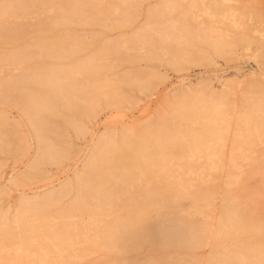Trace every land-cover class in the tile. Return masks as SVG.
I'll return each mask as SVG.
<instances>
[{
  "label": "bare ground",
  "instance_id": "6f19581e",
  "mask_svg": "<svg viewBox=\"0 0 264 264\" xmlns=\"http://www.w3.org/2000/svg\"><path fill=\"white\" fill-rule=\"evenodd\" d=\"M120 2L125 5L126 0ZM16 3L19 5V0H11L10 7L0 6V25L31 20L32 15L35 17L31 8L29 11L25 8L23 15L15 13L12 5ZM34 7L37 15H47L46 19L56 10L42 5ZM113 10L116 12L118 9ZM77 13L60 14L54 20L73 22ZM149 14L155 13L151 11ZM77 21L87 22L86 19ZM175 24H168V28L167 25L166 28L151 27L133 37L134 41L144 45L146 36H154L157 42L168 46L163 54L168 55L170 64L182 59L187 61V53L182 49L170 51L176 37L183 38L181 31L185 28L182 24L180 28ZM156 25L159 26L158 23ZM36 27V32L43 30ZM60 36L55 34L41 43L30 45L22 53L29 56L20 58L7 54L0 57V71L5 68L18 71L11 76L13 83L8 88L3 89L0 85V97L4 91H15L25 86L27 81L36 84V89L23 97L19 107L38 141L42 140L44 126L41 107L48 104L51 95L67 100L78 97L73 91L75 88L91 94L99 90L96 81L88 78L86 73L91 70L94 57L61 69L53 63L50 64L55 68L39 66L43 71L41 77L33 69L22 68L28 57L66 60L72 52V44L66 47L70 38ZM0 39H3L2 35ZM126 41H121L123 47L127 46ZM210 47L215 54H220L221 39H215ZM112 50L108 44L100 54L108 55ZM261 72L256 74L263 76ZM108 87L107 84L101 85V93L107 95ZM199 87L186 88L166 100L163 110L157 111L155 123L133 128L117 139H113L115 135L99 138L82 170L60 189L19 200L10 216L5 217L6 213L0 212V264H81L94 254L99 255V264H125V253L134 251L145 242L163 247H198L209 237L214 250L203 264H264V241L233 242L228 246L221 242L224 237L256 230L252 213L239 210L233 203L222 204L215 213L210 204L217 194L221 173L226 170L227 177L232 176V170L247 173L235 162L249 160L250 147L256 139L264 138V76L263 79L232 78L216 93L203 94L202 88L205 87ZM229 87L233 93V87L239 90L242 105L235 115L233 135L236 148L231 150L229 159L233 164L224 167L219 164L221 151L209 147L225 145L223 134L228 130L227 122L231 117L225 103L228 93H232ZM254 95L258 97H252ZM187 138L191 142L186 144ZM0 140L3 152H17V148L4 141L3 136ZM173 147H178L180 154L186 157H174ZM21 153H29L28 143L21 147ZM35 155V165L29 167L31 169L44 159L55 160L44 150L42 143ZM186 161L188 163L185 164ZM30 174L24 173L12 181L19 184L23 178L34 179ZM70 193L73 195L71 201L60 206ZM226 195L225 192L221 194L223 199ZM198 202L207 203V217H214L217 224L214 232L208 223L198 226L193 221V214L198 212ZM157 264L178 263L174 255H170Z\"/></svg>",
  "mask_w": 264,
  "mask_h": 264
},
{
  "label": "rangeland",
  "instance_id": "374dc122",
  "mask_svg": "<svg viewBox=\"0 0 264 264\" xmlns=\"http://www.w3.org/2000/svg\"><path fill=\"white\" fill-rule=\"evenodd\" d=\"M19 2V5H12L15 13L23 15L25 8L28 11L31 8L34 9L35 17L32 15L31 20L0 25V35L3 36L0 39V57L7 54L20 58L29 56L22 53L30 45L41 43L55 34L61 35L70 38L66 47L72 44V52L66 60L58 61L47 56L28 57L22 68L33 69L41 77V68L45 65L54 67L56 64L58 69L94 57L93 66L86 73L88 78L96 81L99 90L91 94L75 88L73 91L78 97L67 100L51 95L48 104L41 107L44 123L41 141L34 137L28 119L19 107V102L36 89V84L27 81L26 87L4 91L6 95L0 97V137L3 136V140L14 149L17 148L16 153L3 152L0 140V212H5V217L12 214L19 200L58 190L72 180L82 170L99 138L115 135L113 139H117L133 128L155 123L159 113L157 111L163 110L165 101L178 92L201 86L205 87L202 88L203 94L216 93L232 78L263 79L264 76V0H126L125 5L120 0ZM2 5L10 7L11 0H0V6ZM38 5L54 7L56 10L46 19L47 15L39 17L35 12L36 7L33 6ZM115 8L118 9L116 12L113 10ZM74 11L78 13L73 22L54 20L60 14ZM151 11L155 14L150 15ZM154 15L156 16L153 17ZM78 19H86L87 22L78 23ZM167 23H176L178 28L181 24L185 26L181 31L183 38L176 37L170 51L182 49L187 53V61L182 59L178 61L179 64H170L168 55L163 54L167 52L165 49L168 46L157 42L154 36H146L144 45L134 41L133 37L142 31L155 26L156 29L166 28V25L168 28ZM36 26L44 31L36 32ZM124 39L127 40L125 47L121 42ZM215 39H221L220 54H215L210 47ZM108 44L113 48L112 52L108 55L100 54ZM261 70L263 76L256 74ZM16 72L18 73L9 68L0 71V85L3 89L13 83L11 76ZM124 75L125 78H122ZM103 84L109 85L107 95L101 93L103 89L100 87ZM234 90L235 93L231 91L225 98L231 114L227 122L228 130L223 134L225 145L209 147L221 151L222 160L219 164L224 167H231L233 164L229 159L231 150L236 148L233 135L235 115L242 105L239 90L233 87ZM190 142V138L185 140L186 144ZM25 143L29 144V153L26 155L21 153V147ZM41 143L55 160L44 159L31 169L29 167L35 165L33 160ZM251 147V152L247 154L249 160L235 162L247 173L232 170V176L227 177L228 173L224 170L217 194L212 197L210 204L215 213L224 204H237L239 210L252 213L257 229L239 236L222 238L224 246L233 242L264 241V138L256 139ZM172 154L174 157H186L180 154L178 147L172 148ZM24 173H31L34 179L23 178L19 184L12 181L14 177ZM224 192L227 195L223 199L221 194ZM71 194L63 198L60 206L71 201ZM196 208L198 212L193 214L195 224L202 226L208 223L209 229L214 232L217 224L214 217H207V203L198 202ZM211 243L210 237L198 247H163L145 242L134 251L125 253V264H157L170 255H174L178 264L186 261L189 264H203L214 250ZM98 256L89 255L81 264H99Z\"/></svg>",
  "mask_w": 264,
  "mask_h": 264
}]
</instances>
